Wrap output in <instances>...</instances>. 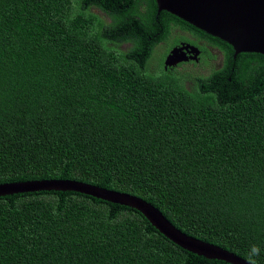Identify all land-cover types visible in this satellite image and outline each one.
<instances>
[{
	"label": "trees",
	"instance_id": "trees-1",
	"mask_svg": "<svg viewBox=\"0 0 264 264\" xmlns=\"http://www.w3.org/2000/svg\"><path fill=\"white\" fill-rule=\"evenodd\" d=\"M120 3L0 0V183L126 192L185 234L264 264V55L234 59L201 31L221 66L165 69L161 58L151 69L117 48L126 25L92 9L114 18ZM0 264L231 263L180 247L132 207L39 190L0 196Z\"/></svg>",
	"mask_w": 264,
	"mask_h": 264
},
{
	"label": "water",
	"instance_id": "water-1",
	"mask_svg": "<svg viewBox=\"0 0 264 264\" xmlns=\"http://www.w3.org/2000/svg\"><path fill=\"white\" fill-rule=\"evenodd\" d=\"M158 10H166L210 36L219 38L233 49V58L240 53L264 55V0H155ZM196 52L199 49L190 46ZM187 46L173 48L165 59L166 65L186 60ZM39 190L75 191L105 201L126 205L141 212L166 238L180 247L211 259L231 264H251L238 255L212 243L192 237L176 228L154 205L138 196L101 188L68 179H43L0 183V196Z\"/></svg>",
	"mask_w": 264,
	"mask_h": 264
},
{
	"label": "flooded vegetation",
	"instance_id": "flooded-vegetation-1",
	"mask_svg": "<svg viewBox=\"0 0 264 264\" xmlns=\"http://www.w3.org/2000/svg\"><path fill=\"white\" fill-rule=\"evenodd\" d=\"M152 1L155 0H121V3L116 6L119 16L116 15L114 18L95 6L92 9L111 27L126 25L128 39L116 43V46L120 50L131 52L132 56L139 61L145 59L146 65L151 69L160 64L161 58L164 68H179L184 65L196 67L202 60L216 63L219 57L221 59L218 66L222 65V50L197 34L202 30L166 10H158L157 6V11L153 15V10H150ZM162 11L166 12L162 15ZM161 35L164 38H160ZM182 44L187 46L183 53L186 60L166 65L165 59L170 51ZM188 45L199 49L196 60L193 58L196 51L190 49ZM212 50L216 51V54Z\"/></svg>",
	"mask_w": 264,
	"mask_h": 264
},
{
	"label": "rangeland",
	"instance_id": "rangeland-1",
	"mask_svg": "<svg viewBox=\"0 0 264 264\" xmlns=\"http://www.w3.org/2000/svg\"><path fill=\"white\" fill-rule=\"evenodd\" d=\"M212 52H214L215 54H216V51H214V50H212ZM220 57L218 58V60L216 61V65H219V63H220ZM197 70H199L200 69V71L199 72H207V70L208 69H206V68H204V67H201L200 65H197L196 67H195Z\"/></svg>",
	"mask_w": 264,
	"mask_h": 264
},
{
	"label": "clouds",
	"instance_id": "clouds-1",
	"mask_svg": "<svg viewBox=\"0 0 264 264\" xmlns=\"http://www.w3.org/2000/svg\"><path fill=\"white\" fill-rule=\"evenodd\" d=\"M118 48V47H117ZM119 49V48H118ZM120 50V49H119ZM121 51H123V50H121ZM123 52H125V51H123Z\"/></svg>",
	"mask_w": 264,
	"mask_h": 264
}]
</instances>
